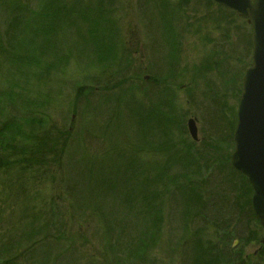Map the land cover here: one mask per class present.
<instances>
[{
	"label": "rangeland",
	"instance_id": "1",
	"mask_svg": "<svg viewBox=\"0 0 264 264\" xmlns=\"http://www.w3.org/2000/svg\"><path fill=\"white\" fill-rule=\"evenodd\" d=\"M69 1L68 16L60 23L53 22L48 29L44 28V34L40 33L43 36L35 38L36 45H31L30 54L19 50L10 33L6 35L4 39L11 41L7 50L13 53L16 62L7 59L0 66V124L7 122L8 135L19 141L25 140L24 134L32 132L36 125L29 123L19 132L8 124L9 121L37 117L51 126L52 137L60 138V146L52 145L57 150L48 155L50 161L45 169L50 174L43 179L38 192L30 193V198L38 195L51 200L53 205L57 203L54 210L64 223L59 232L61 237L65 235L53 249L42 242L45 244L43 250L20 256L17 251L26 247L31 238L23 237L19 228L15 232L5 231L8 225L0 222V261L3 263L9 257L20 256L11 264H98L99 259L101 262L106 256H121L113 253L117 248L107 253L108 247L103 245L106 232L110 233L111 229L122 232L112 216V209L117 205L112 199L114 189L110 188L113 179V185L119 186L128 174H134L129 170L130 166H137L139 160L143 163L144 159L159 164L165 171L171 170L169 154L146 151L139 159L135 151L143 141L148 144L145 146L148 149L157 146V150L170 147L174 142L180 144V141L199 146L203 153L212 146L229 162L233 185H228L226 172L206 165L202 159L196 162L190 177L183 175L184 178L193 179L199 189L215 180V185L205 191L206 197L211 196V201L219 203L237 199L238 205L248 204L250 210L252 187L230 161L234 148L233 123L237 121L235 112L240 97L238 90L242 88L241 73L252 64L253 56V41L249 37H252V30L247 21L229 10H221L212 0ZM52 2L48 0V7ZM30 5L37 10L40 1L31 0ZM45 10L43 7L42 12ZM96 22L100 24L99 28ZM185 22L193 25L187 28ZM42 24L48 22L44 20ZM175 28L179 33L181 29L186 30L183 33L187 34L182 35H188V39L178 56L179 62H176L179 76L177 80H170L175 81L176 86L170 89L163 77L167 74L169 56L174 52L169 42ZM9 52L7 57L10 58ZM30 57L38 58L37 63L29 62ZM218 87L228 91L223 100L219 98L220 104L225 103L222 106L228 118L225 122L208 113V108L213 106L210 95ZM230 106L235 111L229 110ZM190 117L198 120L200 141H194L188 130ZM145 134H148L147 138L143 137ZM188 149L185 145L184 151ZM3 169H0V192L3 183L7 182ZM225 169L229 170V167ZM176 173L177 166L171 174L175 176ZM148 177L150 172L141 180ZM184 178L180 181L184 182ZM170 195L175 197L174 193ZM245 199H249L248 202ZM181 206L176 222L172 218L173 208L170 213L167 208V231L160 233L162 241L155 247L149 246L153 247L150 258L144 256V262L138 260L135 264H182L178 254L181 241L187 240L186 249H189L198 241L193 233L199 227L209 232L205 220L213 217L209 211L207 218L197 215L199 210L193 204V219L183 226L184 220L188 219L185 217L187 212L193 213V210L188 200H183ZM134 209L135 214H132L139 217L141 209L138 205ZM241 213L247 214L245 210ZM4 214V218L12 220L9 210ZM128 215L130 223L125 225L126 231L131 230L133 234L135 230H141L146 219L134 223L133 215ZM110 220L113 225L105 230ZM247 229L252 231L233 235V239L241 240L238 250H243L242 258L258 253L259 246L254 240L264 237L255 223L247 225ZM250 233H254V237ZM132 236L134 241L135 235ZM204 241L210 244L206 238ZM135 244L136 241L131 252L135 250ZM44 252L50 253L49 258ZM93 256L97 258L91 261ZM192 256L185 264H198L196 258L191 260ZM207 262L208 259L202 257L199 264Z\"/></svg>",
	"mask_w": 264,
	"mask_h": 264
},
{
	"label": "trees",
	"instance_id": "2",
	"mask_svg": "<svg viewBox=\"0 0 264 264\" xmlns=\"http://www.w3.org/2000/svg\"><path fill=\"white\" fill-rule=\"evenodd\" d=\"M39 1L40 8L35 10L31 8V0H0V66L3 62H6L7 59H9L11 63L16 62L13 53L7 50V45L10 44L11 41L8 42V40L4 39L6 35H9L10 33L19 50L25 54H30L29 50L31 49V45H36L35 38L43 36L40 34H44L42 30L44 28L48 29L53 22L60 23V20H63L68 16L67 9L68 7L70 8V6H68V2H70L69 0H52L53 2L49 7L47 5L48 0ZM60 6H64V8ZM43 7L46 9L45 12H42ZM88 10L91 11L90 9ZM168 19L165 20L166 24H168ZM44 20H46L48 24H42ZM85 20L88 21L87 18H85ZM186 23L189 28L193 25L192 22ZM96 27H100L98 22H96ZM171 34H173V36L171 37V42H169V44L174 48V52L169 56V58H171L167 65V74L163 77V80L168 84V88L173 89L172 87L176 86V83H174L175 81L170 82V80L171 78L177 80V75L179 76V73L176 70V64L179 62V54L184 50V41L188 39V35L183 36L182 34L187 33H183V29H181L179 33L176 28L171 31ZM42 48H45V46ZM33 50L34 49H32V51ZM8 52L11 54L12 59L11 57L9 58V56L7 57ZM37 61L38 58L35 60L30 57L29 62H32V64H36ZM226 80L227 79H225V82ZM240 91L241 90H238V93H240ZM227 93V90L224 92L223 88L218 87L210 95V98L213 100V106L208 108V113L214 117L218 116L222 122H225L227 114L224 115L222 106L225 103L220 104L219 98L223 100V96H226ZM170 98H172V96ZM156 107L157 109L160 108L158 105H156ZM217 107L219 109H217ZM230 107L229 110L232 109L235 111L233 106ZM18 122L20 123L18 124ZM32 122L36 125V128L32 130V132H29V134H24L26 139L22 141H19L17 137L8 135L7 131H9V127L6 125L7 122L4 121L0 124V169H3V167L6 166L3 170L5 171L4 176L7 179V182L3 183L2 191L0 192V222L8 225L5 231L8 230L10 232H15L16 229L19 228L22 231L23 237L28 236L31 238L27 240L26 247L23 246L20 248L22 249L20 252H18L20 249L17 251L20 256L28 255V253H37L38 250H43L45 244L42 242H45L48 247L50 246V248L53 249L56 247L55 244H57L65 235L64 233L61 237L59 232L60 228H63L64 223L60 220V214L54 210L57 203L53 205L51 200L38 195L34 198H30V193L32 191L35 193L38 192L37 188L41 187L43 179L46 178V175L50 174V172L45 169L47 163L50 161L48 155L55 153L57 147L52 145H59L60 143H58V141L60 138L52 137L51 126H49L48 123H44L42 118L30 117L29 120L26 117L25 119L21 118V120L17 121L11 119L8 124L11 125L13 129H19V132H21L22 127L24 129L25 126ZM233 124H236V122ZM147 135L148 134H145L143 137L147 138ZM203 142L205 144L207 143L205 140H202V143ZM210 143L212 144V141ZM139 144L140 147L135 151L137 152L139 159L146 151L151 154L157 152L169 154L168 162L171 165V170L165 171L159 166V164L147 162L144 159L143 163L139 160L137 166H130L129 170H133L134 174L132 176L128 174L129 176L123 183H120L119 186L116 184L113 185L115 178L112 177L114 178L112 186L110 187L114 189L112 199L117 202L115 207L112 205L114 207L112 210L115 211V213H112V216L114 215L113 218L118 219V222L122 225L125 220L126 222L128 221V214H131L133 215L132 217H134V211L136 210L134 208L138 205L141 212L138 213L139 217H134V223L145 219L146 221L141 228L143 231L139 230L137 232L135 230L133 234H131V230L129 229V232H127L126 229L122 232H114L112 230L110 233L106 232L103 238V245L108 247L107 253L109 250L117 248V251L113 250V253H120L121 256L117 254H113V257L110 255L106 256L105 260L103 258V261L101 260L99 264H131V262L135 264L138 260L142 261L144 256L150 258V250L155 247L158 242L162 241L160 233L165 230L167 231L165 226L167 208L168 213H170L173 208L174 214L172 218L173 222H176L180 215L178 207H182L181 203L183 200H188L189 206L193 210V213L191 210L187 212L185 217L188 219L184 220L183 226H185L186 223H191L193 219L195 213L193 204L199 210L197 215H203L207 218L206 216H208L209 211L213 217L205 219L206 225L209 227L207 228L209 232H206L205 229L199 227V229L193 233V236H196L198 241L195 242L194 245L192 244L189 248L190 250L186 249L189 242L187 240L181 241L180 252L182 253V264L189 262L188 258L192 254L193 256L191 260L196 258L198 264L202 257L208 259L207 264H220L219 262L221 261L222 264H226L228 260L224 256L225 253L232 248L231 242L233 240V235H241L243 232H251L252 230L247 229V225L253 226L255 222L253 220L254 216L252 212L250 216H247L246 213H241L243 210L246 211L248 204L245 205L243 203L238 205L237 199L232 201L224 200L219 203L217 201H211V196H209V198L206 197L205 191L215 185V180L208 182V184L203 185L201 189H199V185L193 184V179L187 180L183 175L190 177L196 162L199 159H202L206 165L209 164L215 166L217 169L219 168L221 171L226 172L227 177H229V179H227V177L226 179L230 186L233 185V182L229 162H226L221 155L219 156L218 152L215 151L211 145V149H206L203 153L199 146L193 147L187 141H180V144L174 142L170 147L163 148V150H157V146L155 149L152 146L148 149L145 147L148 145L145 141ZM178 145H180L181 148H178ZM185 145H188L189 149L184 151ZM176 166L178 173L174 176L171 173L175 170ZM168 167L169 166H167V168ZM227 167H229V170L225 169ZM136 169L138 170L137 172H135ZM148 172H150V177L142 181L141 177ZM240 176L242 177V175ZM182 178L185 179H183L184 182L180 181ZM160 179L162 182L159 181ZM244 182L246 183L245 180ZM126 187H129V192H127ZM222 187L225 188L224 186ZM172 193L175 194V197L170 195ZM245 200L248 202L249 199ZM58 206L59 211L61 212V205L59 202ZM120 208L123 209L122 212ZM7 210L12 213L10 217V219H12L11 221H8L9 218H4V213ZM16 211H20V213H16ZM119 214L120 216H118ZM240 222H242V225ZM129 223L130 222H127V224ZM112 225V220H110L107 229L105 230L111 229ZM134 228L135 227H133V229ZM199 232H201L200 235ZM132 235H135L134 241H136V248L133 251L134 254L131 252V246L134 245ZM205 238L210 244H207L204 241ZM181 239L184 240L183 238ZM150 245L153 247L149 248ZM48 252H51V249ZM48 252L44 253H46V257L49 258L50 253ZM20 256L9 257V259H6L3 263L0 261V264L14 263L17 259H20ZM27 258L28 256L26 259ZM94 258L96 259L97 257L93 256L91 261H93ZM22 259L25 260V258ZM250 264L259 263L256 261L255 263Z\"/></svg>",
	"mask_w": 264,
	"mask_h": 264
},
{
	"label": "water",
	"instance_id": "3",
	"mask_svg": "<svg viewBox=\"0 0 264 264\" xmlns=\"http://www.w3.org/2000/svg\"><path fill=\"white\" fill-rule=\"evenodd\" d=\"M243 18H248L254 30V66L243 79L244 91L239 104L240 117L231 156L234 168L242 172L254 189L253 207L264 228V0H215ZM194 140L198 139L195 119L189 121ZM264 244V240H263Z\"/></svg>",
	"mask_w": 264,
	"mask_h": 264
},
{
	"label": "flooded vegetation",
	"instance_id": "4",
	"mask_svg": "<svg viewBox=\"0 0 264 264\" xmlns=\"http://www.w3.org/2000/svg\"><path fill=\"white\" fill-rule=\"evenodd\" d=\"M254 218L256 217L255 214H253ZM262 232L264 233V231L262 230ZM250 236L254 237V233H250ZM256 240L254 241H257L258 243L261 244V240L260 238H255ZM252 241V242H254ZM237 242L238 244L240 243L241 244V240H238L237 239H233L232 242H231V250L230 251H227L225 253V258L228 260V262L226 264H250V263H255L256 261L259 263V264H264V247H261V251H260V247L257 249V252L256 254H254L252 257H250V255H246L245 257L246 258H242L243 257V250L240 251L238 250L239 247H237ZM237 250V251H236ZM236 252V253H234ZM220 264H222V261L219 262Z\"/></svg>",
	"mask_w": 264,
	"mask_h": 264
}]
</instances>
